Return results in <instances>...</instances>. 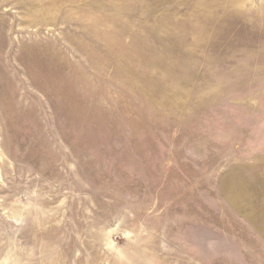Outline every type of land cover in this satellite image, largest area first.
<instances>
[{
  "label": "rangeland",
  "instance_id": "rangeland-1",
  "mask_svg": "<svg viewBox=\"0 0 264 264\" xmlns=\"http://www.w3.org/2000/svg\"><path fill=\"white\" fill-rule=\"evenodd\" d=\"M0 264H264V0H0Z\"/></svg>",
  "mask_w": 264,
  "mask_h": 264
}]
</instances>
